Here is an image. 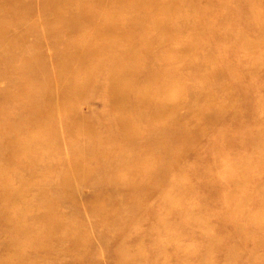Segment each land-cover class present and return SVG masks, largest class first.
<instances>
[{
  "label": "bare ground",
  "instance_id": "1",
  "mask_svg": "<svg viewBox=\"0 0 264 264\" xmlns=\"http://www.w3.org/2000/svg\"><path fill=\"white\" fill-rule=\"evenodd\" d=\"M261 2L246 0L242 7L255 22L247 27L264 35ZM224 3L226 0H0V83L5 82L0 85V171H6L3 175L0 172V264H31L35 256L58 247L66 254L85 257L80 264H93L88 259L94 250L92 242L107 250L112 264H123L117 259L122 254V258L131 256L132 250L124 245L129 237L126 240L113 229L95 231L96 220L88 213L91 233L85 232L76 226L84 213L77 209L69 212V205L83 203L86 210H96L102 219L121 228L136 229L142 220H153V229L158 232L173 222L147 213V207L176 215L181 207L166 203L168 195L191 196L198 188L215 189L218 180L213 184L202 176L195 187L188 183L189 174L194 169L217 171L218 161L224 170H231L233 167L224 164L231 149L222 152L218 144L229 131L224 123L253 125L254 114L248 111L264 116V107L245 105L247 96L241 97L240 105L231 103L235 86L225 78H231L234 63L224 62L221 70L201 73L213 61L207 40L221 34L223 19L232 18L222 16L214 25L197 22V13L205 14L212 6ZM120 16L125 18L118 20ZM241 19L235 17L237 22ZM13 27L17 33L11 36ZM202 28L211 30L206 37L200 32ZM183 29L199 31H194L184 48L198 47L202 54L197 60L171 57L173 64L185 61L187 67L183 78L174 82L165 74L178 69L169 65L162 50L167 44L175 45L177 38L174 42L170 35H180ZM10 41L15 44L9 45ZM87 64L95 65L98 71L104 69V85L91 84L78 72ZM89 88L95 91V98ZM202 95L212 98L206 107H199ZM80 99L96 100L99 104L94 103L93 112L97 119L111 115L115 122L108 139L81 144L92 148L88 157L99 154L108 161L96 175V179L107 177V181L87 201L60 191L70 187L68 176L60 174L52 179L35 174L53 168L57 160L60 164L61 159L54 158L58 151L74 155V149L58 150L56 145L70 136L75 122L57 120L52 125L50 118L58 110L68 111ZM137 123H142V131ZM57 124L63 125V135L55 137ZM205 140L203 151L210 153L208 160L199 151ZM241 141L235 142L233 149L242 145ZM45 151H50L47 160L41 157ZM169 178L177 181L172 183ZM125 190L130 197L119 198ZM21 199L26 207L16 208ZM142 206L147 212L136 209ZM25 208L30 217L24 215ZM70 233L76 236L72 244L67 240ZM90 234V242L84 243L81 237Z\"/></svg>",
  "mask_w": 264,
  "mask_h": 264
},
{
  "label": "rangeland",
  "instance_id": "2",
  "mask_svg": "<svg viewBox=\"0 0 264 264\" xmlns=\"http://www.w3.org/2000/svg\"><path fill=\"white\" fill-rule=\"evenodd\" d=\"M261 1V3H264V0ZM226 2L227 4L212 6L211 11L205 14L196 12L199 17L196 21L201 23L216 25L219 24L218 19L222 16L232 18L231 21L223 19L221 23L225 24V28L219 30L221 34L207 40L206 43L210 47L213 61L201 73L221 70L224 62L234 63L236 67L230 73L231 78H225L226 82L229 84L232 82L235 86L232 87L231 96L233 99L231 103L234 102L236 105H240L243 103L241 97L247 96L245 105L249 108L264 107V35L255 28L247 27L248 24L252 25L255 22L242 7L246 0H226ZM261 7L259 9L264 14V4H261ZM229 13L230 15H228ZM238 16L239 18L242 17L239 22L235 20V17ZM123 17L120 16L117 19L120 20ZM125 17L128 16L125 15ZM162 20L159 19V21ZM202 29H200V32L205 37L206 33L208 34L211 31L206 28ZM194 31L199 32L196 29H183L180 35H170L173 37L174 42L177 38V42L175 45L167 44L162 50V55L169 60V65L178 69V72L167 71L165 74L174 82L183 78V72L187 71V67L185 61L181 64H173L170 58L188 57L197 60L200 59L202 54L198 47L184 48L186 41L190 40L195 34ZM11 32V36L17 33L15 27L11 29ZM8 44L13 46L15 42L10 41ZM103 70L98 71L95 65L87 64L78 72L83 74L86 81L91 84L95 81L100 85H104L106 75L102 73ZM193 84L198 85L200 81H194ZM0 85H5V82L0 83ZM89 94L90 96L93 95L94 98L96 96L95 91L91 88H89ZM86 100L80 99L73 107H69L66 112L58 110L50 118L52 125H55L57 120L64 124L68 123L67 120L70 123L75 122L72 127L70 126V136H64L62 140L64 142H60L56 146L58 150L70 147L75 150V153L81 154V157H76L75 153L72 157H69L58 151V155L54 158H60V164L56 159L57 164L53 168L47 167L35 173L40 175L39 177L52 179L60 174L68 176L69 180L67 182L70 183V187L60 188V191H68L82 201L91 199L95 190L107 181V177L96 179V175L100 173L99 168H103L106 165L105 162L108 161L102 159L99 154L88 157L92 148H89L90 145L84 147L81 144L84 142L86 144L96 143L103 137L108 139L112 136V130L115 129L114 117L109 115L97 119L93 111L94 103L98 105L99 102L95 100L92 103ZM210 100L212 98L209 95H202L199 102L202 106L199 107H206L205 105ZM248 112L254 114L251 120L255 123L253 125L237 121L224 123L229 131L227 137L218 142L222 147V152L231 149L224 158V164L233 168L228 169L227 172L218 161L220 166L217 171L194 169L189 174L188 183L195 187L202 176L213 184L214 181L218 180L214 190L198 188L195 194L191 196L168 195L166 203L181 207L180 210L178 209L179 212L175 213L176 215H173V212L169 210L164 211L160 208L147 207V212L143 206L136 207L138 211L151 213L161 218V220L173 222V226L171 225L170 228L167 227L164 231L156 232L153 229V220L148 223L142 220L143 224H138L139 226L136 229L121 228L117 223H109L104 218L102 219L103 216L96 210H86L85 206L82 205L83 203H80L77 207L69 205V210L67 209L69 212L70 209H77L84 213L76 226H81L85 232H90L91 224L88 219L90 217L91 220H96L95 231L104 233L113 229L115 232L122 233L124 239L127 240L129 237L124 245L132 250L131 256L122 258V254L121 258L117 259L123 264H264V116L262 117L261 114L256 115L258 112ZM136 125L142 131V123ZM85 126H90V128L85 130ZM62 127L63 125L57 124L55 130H53L55 137L58 134L63 135ZM42 132L49 133L45 130ZM39 133L40 131L37 130L36 135L38 136ZM250 135L253 136L250 138ZM257 135L263 139H260ZM240 140H243L241 141L242 145L233 149L232 145ZM206 142L205 140L199 144V151L202 152V157L208 160L210 153L203 151ZM255 143H257V146H255ZM23 144L28 145L27 143ZM49 155L50 151L41 153L44 160H47ZM12 165L15 167L16 163L14 162ZM0 172L3 175L6 171ZM11 173L15 175L16 171L12 169ZM169 179L172 183L177 181L176 178ZM238 180L241 182L240 185L236 184ZM26 182L30 184L29 181ZM130 194L128 190H125L119 198L126 199V197H130ZM122 201L124 202V200ZM124 204L126 205L125 202ZM16 206L23 209L26 207V203L21 199L17 201ZM25 209L24 215L30 217L29 211ZM87 213L88 217L85 216ZM199 218H202V220ZM91 235L93 234L81 237L84 243L88 244L90 242ZM57 236L62 237L65 235L57 233ZM68 237L69 244L76 240V236L72 233ZM205 240H209V242L206 243ZM92 244L94 250L91 249V256H88L89 263L112 264L113 259L109 258L107 250L97 247L99 245L96 246L93 242ZM123 252L128 251L124 250ZM85 259V257L75 252L66 254L58 247L45 251L37 257L35 256L31 264H56V260H58V264H80Z\"/></svg>",
  "mask_w": 264,
  "mask_h": 264
}]
</instances>
